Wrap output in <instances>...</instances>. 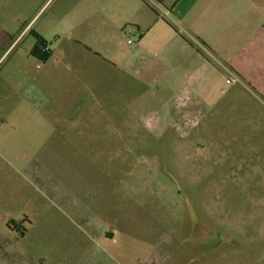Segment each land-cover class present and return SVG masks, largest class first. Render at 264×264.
I'll use <instances>...</instances> for the list:
<instances>
[{
    "label": "rangeland",
    "instance_id": "obj_1",
    "mask_svg": "<svg viewBox=\"0 0 264 264\" xmlns=\"http://www.w3.org/2000/svg\"><path fill=\"white\" fill-rule=\"evenodd\" d=\"M116 3L0 69V264H264V107L168 15Z\"/></svg>",
    "mask_w": 264,
    "mask_h": 264
},
{
    "label": "crops",
    "instance_id": "obj_2",
    "mask_svg": "<svg viewBox=\"0 0 264 264\" xmlns=\"http://www.w3.org/2000/svg\"><path fill=\"white\" fill-rule=\"evenodd\" d=\"M50 1L0 0V69L11 56L16 68L25 72L21 60L29 59V55L37 58L33 55L38 40L35 34L44 40L56 37V31L48 34V26L57 27L61 19L66 24L76 23L81 12L86 19H91L93 4L99 11L106 9V0H58L48 16L52 22L37 25L43 8ZM115 1L119 6H131L137 11L146 12V9H152L167 13L165 15H168L171 22L167 24L154 18L155 24L164 29H171L173 23L185 28L201 44L200 53L214 54L219 58L227 72L234 76V82L264 107V0ZM175 33L174 31V35H177ZM29 35L32 37L30 41ZM68 35L71 36L72 32L69 31ZM190 48H193L191 44ZM50 50L51 54H55L51 46ZM8 81V70H2L0 99L7 103L14 98L8 88H3L6 84L9 85Z\"/></svg>",
    "mask_w": 264,
    "mask_h": 264
},
{
    "label": "trees",
    "instance_id": "obj_3",
    "mask_svg": "<svg viewBox=\"0 0 264 264\" xmlns=\"http://www.w3.org/2000/svg\"><path fill=\"white\" fill-rule=\"evenodd\" d=\"M148 4L151 8H153L150 3H148ZM35 35H36L38 40H37V43L33 49V55L36 56L38 59H41L43 61H47L51 56V50L50 49L46 50V48H45V46L48 43L45 42L44 38H42L41 36H38L37 34H35Z\"/></svg>",
    "mask_w": 264,
    "mask_h": 264
},
{
    "label": "built area",
    "instance_id": "obj_4",
    "mask_svg": "<svg viewBox=\"0 0 264 264\" xmlns=\"http://www.w3.org/2000/svg\"><path fill=\"white\" fill-rule=\"evenodd\" d=\"M165 14H167V13H165ZM45 48H46V50H49V49H50V46L47 44V45L45 46Z\"/></svg>",
    "mask_w": 264,
    "mask_h": 264
}]
</instances>
